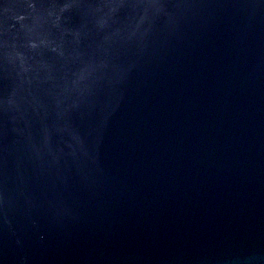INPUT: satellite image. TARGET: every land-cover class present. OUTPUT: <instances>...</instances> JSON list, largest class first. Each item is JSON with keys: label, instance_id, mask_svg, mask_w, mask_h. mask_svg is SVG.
Returning a JSON list of instances; mask_svg holds the SVG:
<instances>
[{"label": "water", "instance_id": "95a60500", "mask_svg": "<svg viewBox=\"0 0 264 264\" xmlns=\"http://www.w3.org/2000/svg\"><path fill=\"white\" fill-rule=\"evenodd\" d=\"M0 264H264V0H0Z\"/></svg>", "mask_w": 264, "mask_h": 264}]
</instances>
